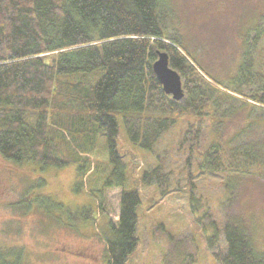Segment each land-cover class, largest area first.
Listing matches in <instances>:
<instances>
[{"label": "trees", "instance_id": "trees-1", "mask_svg": "<svg viewBox=\"0 0 264 264\" xmlns=\"http://www.w3.org/2000/svg\"><path fill=\"white\" fill-rule=\"evenodd\" d=\"M168 3L0 0V152L15 162L44 168L76 164L84 175L91 163L90 150L100 136L106 137L110 176L116 179L109 178L104 186L124 187L120 219L106 234L108 264H127L137 250L138 210L143 203L137 189L125 188L119 116L130 142L150 151L162 134L180 126L179 147L190 154L199 151L197 170L224 175L228 194L236 172L264 169L263 140L235 135L221 142L222 120L237 106L232 99L241 106L252 101L253 109L264 111V83L255 80L250 56L246 53L227 82L210 74L196 53L168 32L164 21ZM249 29L255 31L254 40L264 33L260 25ZM159 52L169 55L170 66L181 75L185 95L180 100L164 92L154 72ZM67 134L80 146L73 147ZM141 177L146 184L152 181L147 171ZM195 213L201 224L203 215ZM221 222L218 229L212 220L214 233L205 236L221 264H264L241 215L225 213ZM219 231L225 241L223 252L218 248ZM0 249V264H23L19 252Z\"/></svg>", "mask_w": 264, "mask_h": 264}, {"label": "rangeland", "instance_id": "rangeland-1", "mask_svg": "<svg viewBox=\"0 0 264 264\" xmlns=\"http://www.w3.org/2000/svg\"><path fill=\"white\" fill-rule=\"evenodd\" d=\"M164 21L210 74L227 82L247 53L257 71L255 80L264 83V33L254 40L255 31L249 29H264V0H169ZM232 100L237 106L222 120L221 142L235 135L264 141V111L253 109L252 101L241 106ZM118 120L125 188L137 189L143 202L139 245L127 264H221L205 236L214 233L212 220L221 229L225 213L247 221L254 246L264 255V169L236 172L228 194L224 175L197 170L199 151L190 154L179 147L180 126L162 134L150 151L132 144L123 118ZM67 137L73 147L80 146L73 135ZM96 142L84 175L76 164L44 168L15 162L0 152V248L19 252L23 264H108L106 234L120 219L124 187L104 186L116 178L110 176L106 137ZM144 171L151 174L149 184L142 180ZM195 207L203 215L201 224L195 221ZM218 233L223 252L225 241Z\"/></svg>", "mask_w": 264, "mask_h": 264}, {"label": "water", "instance_id": "water-1", "mask_svg": "<svg viewBox=\"0 0 264 264\" xmlns=\"http://www.w3.org/2000/svg\"><path fill=\"white\" fill-rule=\"evenodd\" d=\"M153 69L165 93L172 95L174 100L184 97L183 80L179 72L170 66L169 55L166 52L158 53Z\"/></svg>", "mask_w": 264, "mask_h": 264}]
</instances>
